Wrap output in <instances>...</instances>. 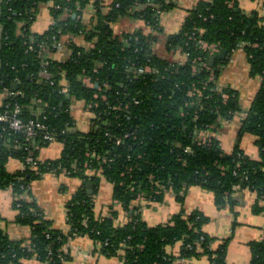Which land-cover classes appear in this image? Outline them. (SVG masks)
<instances>
[{
	"label": "trees",
	"instance_id": "trees-1",
	"mask_svg": "<svg viewBox=\"0 0 264 264\" xmlns=\"http://www.w3.org/2000/svg\"><path fill=\"white\" fill-rule=\"evenodd\" d=\"M247 1L259 5L247 11L241 0H200L188 10L180 30L167 36L163 46L165 54L183 56L180 61L153 52L161 31L158 13L173 9V0H113L105 14L102 0H0V93H6L0 106L18 105L23 120L45 123L61 145L57 158L41 160L40 149L50 144L40 139L31 144L2 131L0 124V190L10 189L15 223L30 230L19 241L0 230V264L30 258L38 264H64L69 257L63 245L78 236L89 238L99 256L117 257L123 264H175L167 251L175 244H180L179 258L206 255L210 264H226L230 240L212 247L215 239L203 231L208 218L201 212L182 211L165 224L150 226L134 203L141 197L162 202L170 192L183 204L184 189L194 185L211 192L218 209H232L237 189L250 190L264 202V0ZM44 4L53 24L33 35L30 27ZM89 6L94 13L85 25L82 12ZM122 17L141 21L147 32L119 38L112 24ZM62 36L71 39L70 57L47 60ZM76 37L92 47L76 44ZM199 42L224 49V60L209 66L217 54ZM238 49L246 56L249 77L260 78L243 114L237 92L218 85L221 69ZM73 102L91 114L86 132L67 130L75 127ZM234 116L241 118L237 138H254L256 159L238 145L226 153L210 137ZM11 159L21 164L15 172L6 168ZM46 174L80 180L65 205L67 233L52 227L30 195L31 183ZM101 178L111 184L114 201L104 216L96 213L94 201ZM87 183L93 184L92 192ZM115 203L129 218L122 225L115 222ZM249 249L250 264H264V239L251 242Z\"/></svg>",
	"mask_w": 264,
	"mask_h": 264
},
{
	"label": "crops",
	"instance_id": "crops-1",
	"mask_svg": "<svg viewBox=\"0 0 264 264\" xmlns=\"http://www.w3.org/2000/svg\"><path fill=\"white\" fill-rule=\"evenodd\" d=\"M199 1L173 0L175 7L160 15L159 22L161 31L157 35V41L153 45L154 53L168 60L174 59L173 56L165 54V50H163L165 40L167 36L175 34L180 30L187 16V11L196 6ZM102 2L103 12L105 14L108 12L109 5L113 0H102ZM240 5L244 10L249 11L255 9L259 3L257 5L247 0H241ZM261 9L264 14V8ZM93 13L94 9L92 6H89L82 12L81 18L85 25L90 24ZM52 24L53 19L50 16L48 6L45 4L40 5L36 19L30 27V31L33 35H39L47 31ZM144 27L141 21L131 17H122L112 24L114 34L119 38L124 34L133 33L138 30L147 32L148 29ZM70 40L68 36H62L55 50L47 55L49 59L56 61L67 60L71 55V50L68 47ZM72 41L81 47H92V45L86 43L81 37L73 38ZM221 70L218 78L219 87H229L235 90L238 94L242 114L245 113L250 107L253 97L259 88L260 78L249 77L246 56L241 50L236 51L229 63ZM243 77L247 79L249 84L240 81ZM84 82L86 85L91 83L89 79H84ZM5 95V92L0 93V104ZM80 107L83 108L81 104ZM77 109L79 111V108ZM83 111L87 115V118L83 117V120H78L76 109L73 106L71 108V115L75 119V128L86 132L89 128L91 115L84 108ZM240 120L241 118L239 116H234L222 121L221 126L210 133V137L216 138L220 148L226 153L231 152L238 145L247 156L256 159L257 150L254 145V138L250 135H243L240 139L237 138ZM60 151L61 145L57 142L52 143L40 149L39 158L41 160L55 159L60 155ZM20 167L21 164L13 159L9 160L6 165L7 171L9 172H15ZM102 179L98 183L94 201L96 213L104 216L108 214V206L112 205L114 201L112 199L111 184L107 181L106 185L103 182L101 183ZM80 184V180L78 179L75 183L69 182V187H67V183L66 185L53 184L55 196H58V198L45 202L42 201L40 193L35 192L30 186L31 197L39 204L45 218L51 221L54 229L61 230L64 233L69 231V226L66 223L65 205ZM183 193V204L176 202L173 194L168 192L164 195L162 202L146 201L144 198H139L135 201L134 206H138L140 217L150 226L165 224L172 216L182 211L185 214L194 211L201 212L208 218V222L204 225L203 231L215 239L212 247H217L219 240H230L228 243L226 264H250L251 253L249 244L264 239V202H258L256 194L250 190L237 189L232 195V200L234 201L232 209L230 210L227 207L218 209L214 205L213 194L202 189L200 186L194 185L186 187ZM256 206H260L262 209L256 211ZM115 207L119 210L118 217L115 220L116 224L122 225L126 223L129 220L127 214L125 212L123 213L118 204ZM59 215H61V220H55ZM15 216L16 210L13 208V196L10 189L0 190V230L12 241L27 239L30 235V230L26 226L15 223ZM96 248V245L87 237H69L63 245V250L69 257V260L64 264H123L117 257L107 258L99 256ZM179 250L180 244H175L167 249L168 253L174 258L175 264H210V260L206 255H199L198 257L188 259L179 258ZM22 264H38V262L34 258H30L23 260Z\"/></svg>",
	"mask_w": 264,
	"mask_h": 264
},
{
	"label": "built area",
	"instance_id": "built-area-1",
	"mask_svg": "<svg viewBox=\"0 0 264 264\" xmlns=\"http://www.w3.org/2000/svg\"><path fill=\"white\" fill-rule=\"evenodd\" d=\"M158 14L161 15L159 12ZM201 47L204 50H208L211 54H218L219 48L215 45L208 46L205 43H200ZM31 46H29V50H31ZM241 50L242 49H238ZM237 50V51H238ZM46 59L48 60L49 57L46 55ZM231 60V59H230ZM63 92H66V89L63 90ZM0 124H1V130L8 132L9 135L14 136H20L22 137L26 142L34 143L36 140H41V142L52 144L56 143V135L53 134L47 127V125L39 120H23L21 118V108L14 104L13 106H10V104L7 105H1L0 108ZM88 111V109H85ZM91 115V114H90ZM67 130H77L75 127H70ZM64 132V131H62ZM130 137V134H125L124 138ZM120 139L116 141V144H120ZM15 144L18 142L14 140ZM185 151H189V148H186ZM95 158L100 159V156H96ZM31 159H28L27 162L30 163ZM102 162H105V159L101 160ZM87 166V165H86ZM62 173H66L64 170H62ZM66 176V175H65ZM142 198V197H141ZM66 254V252H65ZM60 260L64 262V257H60Z\"/></svg>",
	"mask_w": 264,
	"mask_h": 264
},
{
	"label": "rangeland",
	"instance_id": "rangeland-1",
	"mask_svg": "<svg viewBox=\"0 0 264 264\" xmlns=\"http://www.w3.org/2000/svg\"><path fill=\"white\" fill-rule=\"evenodd\" d=\"M155 34H157V33H155ZM180 56V54H177V55H175V59H177L178 60V58H179V60L180 61H182V59H183V56L182 57H179ZM242 83H246V84H249L248 83V81H247V79L246 78H242L241 80H240ZM88 87H94V88H97V85H96V87H95V85H93L92 83H90V84H88L87 85ZM72 106L76 109V116H77V118H78V120L80 121V119H84L83 117H86L87 118V115H86V113L83 111V108L82 107H80V103H77V102H73L72 103ZM77 108H79V111H78V109ZM85 122V121H84ZM82 128V127H81ZM77 179L78 178H69V177H55V176H53V175H51V174H46L45 176H44V178L43 179H41V180H36V181H33L32 183H31V188H33V190L35 191V192H39L40 193V197H41V199H42V201H51L52 199H56V198H58V196H55V188H54V186H53V184L55 185V183H58V185H62V184H65L66 185V183H67V187H69V185H68V183L69 182H73V183H75V181H77ZM79 180V179H78ZM103 182V184H107L106 183V181H104L103 179L101 180V183ZM104 185V186H105ZM105 199V198H104ZM61 215H59V217L58 218H56L55 220H58V221H60L61 219ZM158 225H161V224H158ZM155 226H157V225H155Z\"/></svg>",
	"mask_w": 264,
	"mask_h": 264
},
{
	"label": "water",
	"instance_id": "water-1",
	"mask_svg": "<svg viewBox=\"0 0 264 264\" xmlns=\"http://www.w3.org/2000/svg\"><path fill=\"white\" fill-rule=\"evenodd\" d=\"M75 16H73L74 18ZM225 55H226V51L224 49H220L218 54L215 56H212L210 59H209V66H212L214 61L216 59H219V60H224L225 58ZM97 84H95V87H96ZM15 88V85L12 86V89ZM87 188L89 189V192H92V188H93V184L92 183H87L86 184Z\"/></svg>",
	"mask_w": 264,
	"mask_h": 264
}]
</instances>
